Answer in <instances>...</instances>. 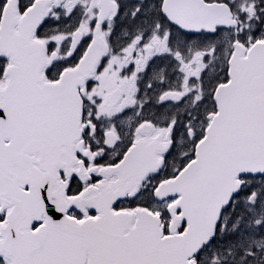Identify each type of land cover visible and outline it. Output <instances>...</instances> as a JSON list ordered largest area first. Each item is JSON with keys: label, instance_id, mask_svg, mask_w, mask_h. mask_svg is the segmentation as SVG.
<instances>
[{"label": "snow or ice", "instance_id": "6c2138e0", "mask_svg": "<svg viewBox=\"0 0 264 264\" xmlns=\"http://www.w3.org/2000/svg\"><path fill=\"white\" fill-rule=\"evenodd\" d=\"M0 264H264V0H0Z\"/></svg>", "mask_w": 264, "mask_h": 264}]
</instances>
